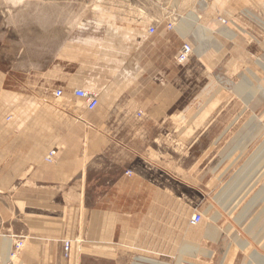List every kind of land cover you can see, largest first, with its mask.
Masks as SVG:
<instances>
[{
	"label": "crops",
	"instance_id": "obj_1",
	"mask_svg": "<svg viewBox=\"0 0 264 264\" xmlns=\"http://www.w3.org/2000/svg\"><path fill=\"white\" fill-rule=\"evenodd\" d=\"M249 1L256 14L247 15L241 0L228 25L211 4L203 25L194 8L193 28H165L149 39L75 36L83 59L57 63L45 86L65 90L63 97L36 86L10 89L0 71V264H9L21 240L13 264H237L234 243L213 240L214 226L197 239L188 226L158 224L167 211L152 202L179 200V170L186 160L191 167L189 154L201 153L199 183L223 163L216 158L226 147L217 142L227 128L198 145L221 114L174 111L187 90L194 106L208 103L212 90L243 99L264 86V0ZM184 43L194 53L180 66ZM78 88L98 90L96 110L72 95ZM64 241L73 245L68 259Z\"/></svg>",
	"mask_w": 264,
	"mask_h": 264
},
{
	"label": "rangeland",
	"instance_id": "obj_2",
	"mask_svg": "<svg viewBox=\"0 0 264 264\" xmlns=\"http://www.w3.org/2000/svg\"><path fill=\"white\" fill-rule=\"evenodd\" d=\"M240 1L0 0V71L10 89L36 86L38 92L55 95L56 90L45 86L54 78L56 64L63 61L74 66L75 58L83 59L81 47L72 45L75 36H84V41L87 36H157L170 24L173 27L169 30L178 25L187 30L193 28L188 19L194 8L198 24L203 25V12L211 4L218 14L234 22L230 8L239 7ZM252 5L244 0L247 15L258 11ZM151 27L157 30L154 35L148 33ZM256 89L257 93L250 91L243 99H237L232 91L220 95L212 90L206 96L208 103L194 106L190 105L194 91L187 90L186 98L174 111L221 114L220 119L213 120L210 135L201 138L198 145L206 147L227 128L217 142L226 147L216 158L223 163L207 184L199 183L203 168L195 169L194 165L201 153L189 154L191 167L186 160L179 170V200L152 202V208L167 211L163 218L154 219L158 224L163 221L181 229L188 226L197 239L214 226L213 240L234 243L231 252L237 264H264V86ZM163 188L171 190L167 185ZM196 212L203 214V221L193 227L191 218ZM87 264L93 263L87 260Z\"/></svg>",
	"mask_w": 264,
	"mask_h": 264
},
{
	"label": "built area",
	"instance_id": "obj_3",
	"mask_svg": "<svg viewBox=\"0 0 264 264\" xmlns=\"http://www.w3.org/2000/svg\"><path fill=\"white\" fill-rule=\"evenodd\" d=\"M220 23L222 25H228L229 20H227L226 18H222L220 19ZM172 27H173V24H170L168 28L172 29ZM156 32L157 30L155 27H151L148 31L150 35H154ZM150 37L151 36H146L147 39H149ZM193 53H194L193 46L190 43H184L178 52V56H177L178 64L180 66L187 65L191 61L193 57ZM65 94H66V91L63 89H59L55 91L56 97H63L65 96ZM72 95L78 100L84 102L88 111L96 110L100 104L99 94L94 90L78 88L72 92ZM55 156H56V151H51L49 155L47 156L46 161L48 163H52L54 161ZM126 174L128 176H132L130 172H126ZM202 221H203V214L201 212H196L191 218V225L193 227L198 226ZM23 247H24V242L22 240L16 242V244L10 251L9 264H13L12 263L13 259H16L18 257L19 253L23 250ZM72 247L73 245L71 241H64L63 254L65 258L68 259L70 257Z\"/></svg>",
	"mask_w": 264,
	"mask_h": 264
}]
</instances>
